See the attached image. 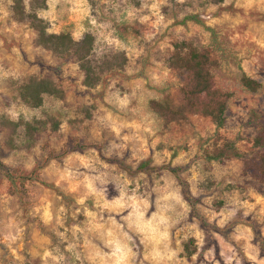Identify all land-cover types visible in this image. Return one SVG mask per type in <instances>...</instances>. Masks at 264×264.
<instances>
[{
	"label": "rangeland",
	"instance_id": "374dc122",
	"mask_svg": "<svg viewBox=\"0 0 264 264\" xmlns=\"http://www.w3.org/2000/svg\"><path fill=\"white\" fill-rule=\"evenodd\" d=\"M14 4L0 0V162L16 178L0 170V264H264V184L241 160L206 157L219 138L251 152L264 123V0H48L37 12L48 32L93 35L94 64L110 66L92 89L75 59L36 46ZM181 43L215 62L222 129L200 115L167 123L151 107L180 98L186 77L168 60ZM242 74L262 88L247 91ZM31 78L52 80L64 100L24 105L17 89ZM21 118L58 130L31 149L19 130L10 150L2 121Z\"/></svg>",
	"mask_w": 264,
	"mask_h": 264
},
{
	"label": "trees",
	"instance_id": "16d2710c",
	"mask_svg": "<svg viewBox=\"0 0 264 264\" xmlns=\"http://www.w3.org/2000/svg\"><path fill=\"white\" fill-rule=\"evenodd\" d=\"M48 0H31L30 11L26 10L23 0H15L13 14L16 21L29 25L35 32V44L57 57L63 59H75L80 71L84 76L83 85L87 88H95L101 83L102 73L110 66H97L92 60L95 38L87 34L81 41H75L70 33L51 34L48 32L47 24L41 19L37 12L47 8ZM191 20L201 23L198 17H191ZM169 68L185 75V85L180 91L178 101L169 98L161 101H152L151 107L154 112L167 123L188 121L191 115H200L210 118L217 129L225 126V114L227 110L228 95L224 94L214 86L212 70L215 62L206 51H200L192 46L181 43L176 46L174 55L168 60ZM241 84L251 92L256 93L262 85L242 74ZM20 101L32 108H41L47 97L62 101L65 98V92L50 79L31 78L26 83L20 85L17 89ZM253 117L259 119L254 113ZM50 125L52 131L58 130V123L53 119L33 120L28 122L19 119L17 122L3 120L2 126L9 133L7 147L10 150L17 149L15 144L19 136V130H23L25 144L27 149L36 145L37 138L41 132ZM222 145H215L210 152L206 153L209 162H224L232 159L241 160L244 163L245 172L250 173L251 177L264 184V123L260 124V129L254 139L251 152H242L237 148L235 141L224 140ZM2 147L0 145V159ZM0 170L5 177L16 186V178L0 162ZM176 174L177 180L182 188L184 200L190 206L195 207L198 203L194 200L189 191V187L178 174L179 170H172ZM264 249V242L261 244ZM186 257L191 258L195 255V250L191 244L185 246Z\"/></svg>",
	"mask_w": 264,
	"mask_h": 264
}]
</instances>
